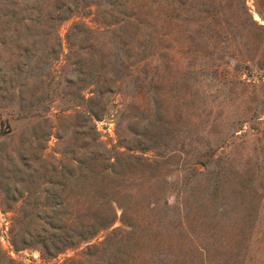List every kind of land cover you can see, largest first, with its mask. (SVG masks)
<instances>
[{"label": "rangeland", "instance_id": "rangeland-1", "mask_svg": "<svg viewBox=\"0 0 264 264\" xmlns=\"http://www.w3.org/2000/svg\"><path fill=\"white\" fill-rule=\"evenodd\" d=\"M34 2L0 0V250L23 264H264V59L234 60L264 50V0H44L60 19L33 46L8 14ZM150 125L157 165L120 178L131 227L117 209L89 254L83 243L42 259L28 234L64 181L51 164L114 162L136 145L130 129Z\"/></svg>", "mask_w": 264, "mask_h": 264}, {"label": "trees", "instance_id": "trees-1", "mask_svg": "<svg viewBox=\"0 0 264 264\" xmlns=\"http://www.w3.org/2000/svg\"><path fill=\"white\" fill-rule=\"evenodd\" d=\"M34 1L31 8L21 10L13 8L8 14V24L15 34V41H25L26 44L33 46L37 45L43 34L46 37L45 30L48 28L49 22L60 19L59 15L51 16L48 13L47 8L44 7V0ZM73 1L77 4L81 3V0ZM64 7L67 11L70 10L68 5H64ZM22 33H25V37H22ZM48 42L53 43L57 48L53 52V61L58 62L63 55V41L58 33H53L49 36ZM256 56L258 59L255 57L243 60L236 57L234 60L238 63H250L255 67L261 59H264L263 48H258ZM74 64L79 65L78 62ZM95 74L96 71H94L93 76ZM92 85H89V87ZM87 88L83 87L81 91H85ZM91 93H95V91L91 90ZM95 99L96 97L93 95L86 100L91 119L93 117L100 118L90 107V103ZM94 129L96 130V128ZM151 129L153 131L154 126L146 127L145 133L142 134L139 130L131 128L130 142H134L136 145L135 147L127 146V153L119 154L114 162H111L112 157L103 152L99 158L87 159L86 154L81 153L82 158H66L61 162L51 164L55 172L61 173L60 175L64 177V181L59 183L60 191L57 194L49 190L44 191L45 202L34 207L37 208V212L30 222L28 234L32 238L29 246H37L42 259L56 258L67 250L75 249L83 243L88 244L86 249L89 254L90 249L98 246L89 243L102 231L114 225L117 219V209L122 211L120 217L122 224L131 227L129 222L135 215L130 216L126 207L119 201V197L126 192L124 191V181L120 178L126 177L127 174L128 176L131 175L132 170L133 172L139 170L144 179L146 174H150L152 168L157 165L156 159L145 157V154L151 151L152 147L141 139L146 138ZM95 142H99L98 133ZM80 150L85 152L89 150V146L87 144L81 145ZM137 151H140L141 155H134ZM122 169L128 172H121ZM51 198L53 199L51 200ZM54 199L58 201H53ZM156 205L157 202H149V213L153 211ZM12 245L15 251L20 250L17 241L13 240ZM1 260L6 264H23L10 259L6 253L0 250ZM64 264H89V262L73 258L67 260Z\"/></svg>", "mask_w": 264, "mask_h": 264}]
</instances>
